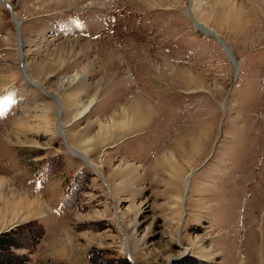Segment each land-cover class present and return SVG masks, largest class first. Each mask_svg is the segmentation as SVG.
Segmentation results:
<instances>
[{
	"label": "rangeland",
	"instance_id": "374dc122",
	"mask_svg": "<svg viewBox=\"0 0 264 264\" xmlns=\"http://www.w3.org/2000/svg\"><path fill=\"white\" fill-rule=\"evenodd\" d=\"M0 179V264H264V0H0Z\"/></svg>",
	"mask_w": 264,
	"mask_h": 264
},
{
	"label": "bare ground",
	"instance_id": "6f19581e",
	"mask_svg": "<svg viewBox=\"0 0 264 264\" xmlns=\"http://www.w3.org/2000/svg\"><path fill=\"white\" fill-rule=\"evenodd\" d=\"M203 25L204 26H207V24L204 23V22H203ZM218 39H219V42L224 47L223 43L225 44V42H223V40L220 39V38H218ZM228 49H229L228 51H230V54L229 53L228 54L233 59L232 61H233V64L235 66L234 67L235 68V77H234V79H235L238 76L239 68H238V65L236 64V61H235L234 57H233V53L231 52V50H230L229 47H228ZM225 50L227 51V48H225ZM82 77L83 76L81 74L78 75L77 73H75L74 75H72V78L71 79L69 77H65L59 83L62 86V85H65L67 82H70V81H72V82L74 80L79 81V79H81ZM55 96H57L59 98L58 94H56V93H55ZM96 101H97V95L95 94V95L91 96V98L89 99V101L85 105L84 109L77 116H79V117L84 116L86 114V112H88L87 110H90L94 106V104L96 103ZM224 105L225 104L223 103V107H224ZM116 110H114L112 112V115L109 117L111 119V123H112L109 126L110 128H108V127L105 128L104 127L105 125L104 126H101V132H100L101 135L105 134L106 132L114 133L115 131H118L120 129H124L125 131H130V130L137 129V128L145 125L149 121V119H153V116L155 115V113L153 112V107L150 108L148 106V109H145L140 103L133 104V106H130V108L121 107L120 112L119 111H116ZM224 110H225V107H224ZM106 126H108V125H106ZM88 141H90V139L89 140H86L83 143H80V144H78L76 146H73L76 151H78L80 154H82L85 157L89 153L88 145H86L87 143H89ZM87 163L91 167H93V168H97L98 167V163L94 162L92 159H87ZM4 182L5 181L3 179H0V187H1V189L4 186L3 185ZM9 196H10V194H9ZM5 198H6V196H5ZM7 201H8V199H7ZM183 203H184V201H183ZM12 204L17 205L18 207L21 206V208L24 207V206H27V207L30 206V208H28V209H33V210H36V209H38V208H40L42 206V203L38 199H34V200L29 201V199L27 198L26 195H20V197L17 198L16 201H12ZM5 206H6V204H5ZM17 210H19V209H17ZM17 210H16V212H17ZM127 249L128 248H127V244H126V251H127ZM132 259H133V257H132ZM133 261H134V259H133ZM135 264H136V262H135Z\"/></svg>",
	"mask_w": 264,
	"mask_h": 264
},
{
	"label": "trees",
	"instance_id": "16d2710c",
	"mask_svg": "<svg viewBox=\"0 0 264 264\" xmlns=\"http://www.w3.org/2000/svg\"><path fill=\"white\" fill-rule=\"evenodd\" d=\"M75 183L76 182H72L71 184H70V186H69V188H68V190H67V192H68V194H66L63 198H62V208H64V207H66V206H68V200H69V198L72 196L73 197V195H74V193H75V189L74 188H76V187H74V185H75ZM71 202H74V200H72ZM12 245H14L13 244V242H8L7 244H5L4 246H1L0 245V248H5V249H7L8 247H10V246H12ZM106 264H112V262H107ZM121 264H130V263H128L126 260H123L122 262H121Z\"/></svg>",
	"mask_w": 264,
	"mask_h": 264
},
{
	"label": "water",
	"instance_id": "95a60500",
	"mask_svg": "<svg viewBox=\"0 0 264 264\" xmlns=\"http://www.w3.org/2000/svg\"><path fill=\"white\" fill-rule=\"evenodd\" d=\"M5 6L7 7V9L12 13V8H11V6L9 5V3H5ZM12 17H13V19H14V14L12 13ZM16 21V20H15ZM16 23V26L18 27V25H17V23H18V21H16L15 22ZM216 38L218 39V37L216 36ZM219 40V39H218ZM222 42V41H221ZM224 42V41H223ZM222 42V43H223ZM223 45H224V47L225 48H227V51L229 50L228 49V46H226L224 43H223ZM228 53L230 54V51H228ZM127 259H128V261L130 262V264H135V262L133 261V259H132V256L130 255V253H129V251H128V249H127Z\"/></svg>",
	"mask_w": 264,
	"mask_h": 264
}]
</instances>
